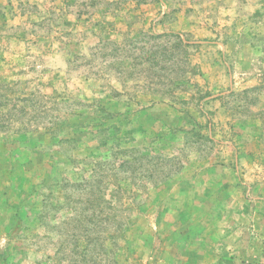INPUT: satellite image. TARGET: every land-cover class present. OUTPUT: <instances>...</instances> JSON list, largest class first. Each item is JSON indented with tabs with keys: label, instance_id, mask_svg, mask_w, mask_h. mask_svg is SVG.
I'll return each instance as SVG.
<instances>
[{
	"label": "rangeland",
	"instance_id": "obj_1",
	"mask_svg": "<svg viewBox=\"0 0 264 264\" xmlns=\"http://www.w3.org/2000/svg\"><path fill=\"white\" fill-rule=\"evenodd\" d=\"M0 264H264V0H0Z\"/></svg>",
	"mask_w": 264,
	"mask_h": 264
}]
</instances>
